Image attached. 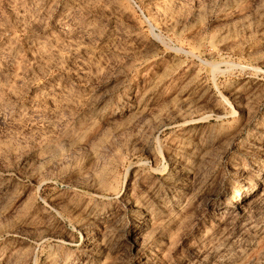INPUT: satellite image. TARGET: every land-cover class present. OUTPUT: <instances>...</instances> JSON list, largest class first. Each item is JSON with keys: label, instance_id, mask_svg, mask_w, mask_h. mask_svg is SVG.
Instances as JSON below:
<instances>
[{"label": "rangeland", "instance_id": "rangeland-1", "mask_svg": "<svg viewBox=\"0 0 264 264\" xmlns=\"http://www.w3.org/2000/svg\"><path fill=\"white\" fill-rule=\"evenodd\" d=\"M0 264H264V0H0Z\"/></svg>", "mask_w": 264, "mask_h": 264}, {"label": "bare ground", "instance_id": "bare-ground-1", "mask_svg": "<svg viewBox=\"0 0 264 264\" xmlns=\"http://www.w3.org/2000/svg\"><path fill=\"white\" fill-rule=\"evenodd\" d=\"M237 170H238V169H237ZM237 172H238V171H237ZM253 188H254V187H253ZM245 189H246V188H245ZM234 202H235V200H234ZM234 202H233V203H234ZM86 246H87V245H86ZM88 248H89V247H88ZM92 248H93V247H92Z\"/></svg>", "mask_w": 264, "mask_h": 264}]
</instances>
